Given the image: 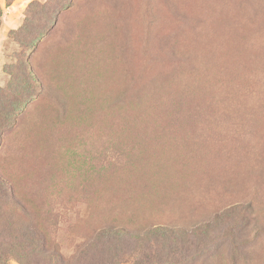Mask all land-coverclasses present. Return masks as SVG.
Wrapping results in <instances>:
<instances>
[{"label": "rangeland", "instance_id": "1", "mask_svg": "<svg viewBox=\"0 0 264 264\" xmlns=\"http://www.w3.org/2000/svg\"><path fill=\"white\" fill-rule=\"evenodd\" d=\"M222 8L264 17V0H0V173L71 264H264V68L224 71ZM124 43L168 82L119 87L125 67L154 75ZM21 219L1 205L0 264H38Z\"/></svg>", "mask_w": 264, "mask_h": 264}, {"label": "trees", "instance_id": "2", "mask_svg": "<svg viewBox=\"0 0 264 264\" xmlns=\"http://www.w3.org/2000/svg\"><path fill=\"white\" fill-rule=\"evenodd\" d=\"M264 11V10H263ZM257 12L256 14H258ZM264 14V12H262ZM221 21H224L228 23L231 18H236L238 20V26L231 27V29H222L220 30L223 34L222 37L226 38L232 42V46L227 48V57L225 59V65H224V71L227 72V74H233L236 72H246L250 71L251 69H254L256 67L264 68V48H261V46H264V17H260L257 19L258 15H255L253 21L247 19V22H245V18L241 16L238 11L233 10V12L227 11L225 8H222L220 10V16ZM229 20V21H228ZM222 22V24H225ZM226 25V24H225ZM219 31V32H220ZM218 34V33H217ZM243 35V37H242ZM246 36H248L246 38ZM220 37V35H219ZM237 39V40H234ZM239 39V40H238ZM125 44L124 52L127 51L128 53H131L130 56H133V64L137 63V65L140 66V64L144 65L145 68H153L154 69V75L157 76L155 78L149 79L153 76H150L145 79H141L136 81V71H132V74L129 78H125L123 75L119 77V87L120 85L125 86L127 84L131 88H136L140 86L141 84L152 82V81H158V85L160 87L164 86L171 76L170 74H167L165 72H162L158 69V62L153 63V60L156 59V56H154L151 46L147 45L144 48L146 49L144 55L147 56V58L151 59L149 61H144L143 57L139 58L137 50L133 49L131 45L128 43ZM221 60V59H220ZM220 60L217 61V55L211 53L210 51L205 52L204 57V65L206 68H210L214 65H221ZM22 65L24 66L23 72L25 73L26 70H29L30 65L28 62L23 61ZM98 63L96 64V68L98 67ZM124 70H128L127 67L124 68ZM160 74H159V72ZM210 70H207L205 73L207 74ZM159 75V76H158ZM164 79V80H162ZM130 88V89H131ZM35 90V88H33ZM97 93V90H96ZM6 94V93H4ZM95 93H93L94 95ZM191 94V93H190ZM4 98L0 99V103L4 104L5 106L0 104V115L6 113V117L8 119H13L15 116L12 113V110H7L8 105H12L9 98H7L6 95H3ZM140 102V101H139ZM150 102H143L138 103L134 105L133 107H130L131 112L129 115L130 117H133L132 119L135 120H144L143 123H149L150 120L144 116V112L146 111V114L149 116L150 119H153L152 115L155 116L153 109L148 106ZM94 109V108H93ZM136 111H142L140 115H136ZM99 113V112H98ZM102 115V114H101ZM95 116L96 119H99L96 117V115H92L93 118ZM105 117V116H104ZM106 119V118H105ZM2 127V124L0 123V128ZM1 139V134H0ZM153 153L148 154V156L152 159V161L155 163V166L158 170H163L169 168V166L166 164L168 162H177V159L173 156L167 157L162 163L158 162L154 156H152ZM182 156V155H181ZM184 157V156H183ZM166 161V163H165ZM5 204L7 206H10L12 211L15 213V215L20 216L21 222V234L20 239L22 242L28 243L31 246L34 247L37 251L35 252V256H38L37 263L46 262L47 264H71L68 260H66L59 252L55 251L54 249H50L47 246L46 243V237L44 234L36 227V225L33 224L31 214L29 210L25 207V205L15 196L13 191V186L7 180L3 177V175L0 173V208L1 205ZM111 237L114 238H122V240H129L131 238H134L137 242L142 240H149L148 238H155L154 236H157L161 234L163 231H167V228L163 226H157V227H151L148 228L144 233H137V232H131L125 228H110ZM164 233V232H163ZM98 236V235H97ZM149 236V237H148ZM133 240V239H131ZM94 243V241H91V244ZM113 242L111 243V245Z\"/></svg>", "mask_w": 264, "mask_h": 264}, {"label": "bare ground", "instance_id": "3", "mask_svg": "<svg viewBox=\"0 0 264 264\" xmlns=\"http://www.w3.org/2000/svg\"><path fill=\"white\" fill-rule=\"evenodd\" d=\"M127 68H128V67H127ZM128 69H129V68H128ZM101 70H102V69H101ZM104 70H105V69H104ZM119 71H120V70H119ZM122 71H124V70H122ZM127 71H129L130 73H132V72H131V69H129V70H127ZM127 71H126V72H127ZM116 72H117V71H116ZM116 72H115V73H116ZM126 72H123V76H124V74H125ZM115 73H113V74L115 75ZM127 73H128V72H127ZM100 74H101V73H100ZM113 74H112V75H113ZM118 74H119V72H118L116 75H118ZM145 74H147V73H145ZM98 75H99V74H98ZM114 75H113V76H114ZM127 75H128V74H127ZM114 77H116V76H114ZM117 77H118V76H117ZM118 78H119V77H118ZM101 79H103V78H101ZM141 79H145V77H141ZM95 80H96V79H95ZM114 82H115V81H114ZM115 84H117V83H115ZM106 87H107V86H106ZM113 87H114V86H113ZM137 112H138V111H137ZM137 112H136V113H137ZM141 112H142V111H141ZM141 112H140V114H141ZM140 114H138V115H140ZM97 115H99V113H98ZM102 117H103V116H102ZM166 150H167V149H166ZM164 151H165V150H164Z\"/></svg>", "mask_w": 264, "mask_h": 264}]
</instances>
